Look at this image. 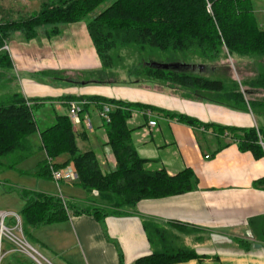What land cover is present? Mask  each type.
<instances>
[{
	"label": "crops",
	"instance_id": "crops-1",
	"mask_svg": "<svg viewBox=\"0 0 264 264\" xmlns=\"http://www.w3.org/2000/svg\"><path fill=\"white\" fill-rule=\"evenodd\" d=\"M49 29L40 28L39 35L30 40L14 33L8 43L14 67L23 77L17 91L34 106H56V117L68 115V102L74 97L100 96L110 100L113 108V102L132 104L128 126L138 155L147 160L146 170L163 169L175 176L189 169L197 182L191 191L142 199L134 208L100 219L79 212L96 204L98 197L80 186L76 168L73 179L63 181L66 187L62 191L60 182L45 177L59 186L60 195L53 190L31 191L59 197L67 204L71 200L73 205L68 204L65 221L25 225L28 241L42 258L49 264H135L153 251L146 229L151 223L176 235L181 245L198 255L173 264H264V184L259 183L264 181V155L241 149L236 139L240 129L259 128L253 114L162 86H85L95 79L76 84L71 75L102 68L87 25H60L57 35H49ZM37 71L63 74L71 85L38 82ZM99 113L91 105L74 130L80 152L93 151L103 173H108L116 168L117 160ZM152 120L156 126H150ZM67 159L62 155L55 163L62 166ZM9 168V163L0 166V175ZM22 200L0 210L20 215L25 206ZM7 220L14 226L13 217ZM0 255V264H36L15 251L9 240H3Z\"/></svg>",
	"mask_w": 264,
	"mask_h": 264
},
{
	"label": "trees",
	"instance_id": "trees-1",
	"mask_svg": "<svg viewBox=\"0 0 264 264\" xmlns=\"http://www.w3.org/2000/svg\"><path fill=\"white\" fill-rule=\"evenodd\" d=\"M108 1L105 9L96 12ZM84 21L102 63V68L97 70L96 83L114 81H107L105 77L99 80V76L119 66L121 50L128 49L138 55V63L148 79L171 80L192 91L213 93L210 100L236 109H252L254 105L264 108V97L247 103L242 92H231L227 88L226 81L200 76L194 69L202 65L189 64L193 57L214 60L225 49L231 54L264 59V28L257 21L252 0H40L39 10L27 18L4 20L0 16V87L9 89L15 80L11 74L13 60L6 48L15 32L30 40L39 35L40 28H50L47 33L57 35L60 25ZM152 62H179L189 64L190 68L166 70L152 66ZM252 87L264 91V68L252 81ZM224 93L228 99L223 97ZM1 97L0 166L9 163L14 167L30 157L33 153L30 137L38 133L47 154L39 173L51 179L50 165L60 168L72 162L80 186L97 195L93 208L79 212L93 213L102 219L108 214L134 208L142 199L177 195L196 187L197 179L189 169L175 176L163 169L146 170L147 160L140 158L132 143L133 130L128 126L132 115L130 103L113 102L110 120L104 122L117 165L114 170L103 173L93 151L80 152L74 125L67 114L57 116L53 124L40 130L33 113L34 105L20 92ZM85 99L89 102L84 111L91 105L101 111L104 104L110 103L100 96ZM240 132L236 139L241 149L250 150L256 156L264 155L260 144L261 139L264 141V129L243 128ZM10 155H14L13 162H6L4 159ZM62 155H67L68 159L61 166L55 160ZM259 183L264 184V181ZM21 197L25 200L20 217L26 237L25 225L68 219L70 207L59 197L33 191H23ZM146 229L153 251L138 258L135 264H173L198 257L165 228L149 223Z\"/></svg>",
	"mask_w": 264,
	"mask_h": 264
},
{
	"label": "rangeland",
	"instance_id": "rangeland-1",
	"mask_svg": "<svg viewBox=\"0 0 264 264\" xmlns=\"http://www.w3.org/2000/svg\"><path fill=\"white\" fill-rule=\"evenodd\" d=\"M252 1L254 4L257 21L259 25L264 28V0ZM109 3L110 1L102 4L100 7H98L96 12H100L105 9ZM39 8L40 0H0V16L4 20H19L21 18H27L31 14H34L36 11H38ZM84 23L86 24L87 21H84ZM21 36H23V34ZM12 38H14V36L9 39L8 43L11 42ZM6 48L8 49V46ZM121 55L122 61L120 62L119 66L114 68L112 72L109 73L108 71H106L101 73V76H99V80L100 78L105 77L107 81H114L106 83L94 82L85 86H137V84H142L173 88L174 90H177L178 93L180 92L184 96H190L193 98H199V96L203 95L207 96V100H210V97L213 96V93H209L206 91H192L180 86L179 84H176L171 80L158 81L154 79H148L146 71L140 66V63H138V55L128 49L121 50ZM192 59L193 60H191L189 64H198L199 66L202 65L201 68H198L197 66V68L194 69V72L196 74L208 79H220L226 81L227 88H229L231 92H242L247 103L248 101L262 99L264 97V91L262 89L252 87V81H255L258 78V74L260 73L261 69L264 68L263 58L260 59L257 57H251L250 55L241 56L237 54H231L227 49H225L218 58L211 61H204L196 57H193ZM13 71L12 73L16 76V78L15 80H13L12 85L9 89H3L2 87H0V96H2L1 98L9 96L14 91H17L18 86H20V81L23 79L22 74L21 72H18L15 67ZM97 72L98 71H88L85 72L84 75L74 74L71 75L72 77L70 78H72V80L77 84V82H81L86 79L88 81L90 79H96L95 77H98ZM103 74L106 75L103 76ZM35 76L39 79L38 82H44L47 85H71L70 83L64 81L67 76L63 74H49L42 71H37ZM247 90L250 92L248 93ZM223 97L226 98V93L223 94ZM243 110L251 112L257 122V127L264 129V108L254 105L252 109L248 108ZM56 111V106H52L50 103L34 106L33 113L40 130L54 123V121L56 120V115L58 113ZM59 111H62V109ZM30 140L33 146L32 155L24 161L19 162L18 165L5 170L0 175V208H12L18 205V203H23L21 192L31 191V188L53 190L58 195H60L59 186L39 174V164L41 161L46 159L44 151L41 148L39 134H33L30 137ZM78 141L80 140L78 139ZM13 158L14 155H10L4 160L8 162L9 160L12 161ZM60 187L62 191L66 187V184L62 181L60 182ZM65 192L66 191H64V194ZM68 204L70 207H72L73 205L71 200H68ZM93 207L86 206L82 209ZM110 209L111 208H109V210ZM6 223L8 224V220ZM27 240H31L28 234ZM42 261L45 264H49L44 258H42Z\"/></svg>",
	"mask_w": 264,
	"mask_h": 264
},
{
	"label": "built area",
	"instance_id": "built-area-1",
	"mask_svg": "<svg viewBox=\"0 0 264 264\" xmlns=\"http://www.w3.org/2000/svg\"><path fill=\"white\" fill-rule=\"evenodd\" d=\"M209 9H211L209 5ZM88 104L86 100H70L68 102V116L74 126L82 123V113L84 112L85 106ZM113 107L110 104H104L103 109L99 113V117L108 122L110 120V112ZM150 126H156L157 122L152 120L149 122ZM260 144L264 148V141L261 140ZM209 156H207L208 158ZM51 176L57 183L61 181H70L73 179L76 170L73 164L67 165L63 168H56L50 165ZM8 217H13L15 219L14 226H10L6 223ZM3 240H9L13 246L14 250L21 252L30 258H32L36 264H44L42 261V255L38 250L30 244V242L25 238L22 228V222L20 215L6 210H0V247ZM3 256L0 255V260Z\"/></svg>",
	"mask_w": 264,
	"mask_h": 264
},
{
	"label": "water",
	"instance_id": "water-1",
	"mask_svg": "<svg viewBox=\"0 0 264 264\" xmlns=\"http://www.w3.org/2000/svg\"><path fill=\"white\" fill-rule=\"evenodd\" d=\"M152 66L156 67V68H160V69H166V70H182V69H186V68H190L189 64H183V63H161V62H152L151 63ZM247 92L249 93L250 91L247 90Z\"/></svg>",
	"mask_w": 264,
	"mask_h": 264
}]
</instances>
